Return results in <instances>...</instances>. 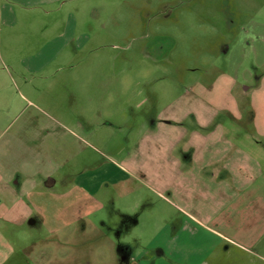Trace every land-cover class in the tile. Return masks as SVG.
Segmentation results:
<instances>
[{"label": "rangeland", "instance_id": "obj_1", "mask_svg": "<svg viewBox=\"0 0 264 264\" xmlns=\"http://www.w3.org/2000/svg\"><path fill=\"white\" fill-rule=\"evenodd\" d=\"M73 12L79 32L90 40L80 48L72 42L71 53L58 55L43 71L4 76L6 68L47 60L40 52L55 33L44 32L40 23L46 16H30L29 25L18 29L26 35L15 33L14 45H23L15 55L6 56L13 46L6 29L0 41V81L12 85L14 100L12 108L0 104V164L26 161L14 181H0V231L33 261L40 240L55 246L54 236L41 229L38 216L34 227L4 221L31 200L28 193L49 195L40 208L53 227L69 214L67 202L98 209L106 195L121 193L115 184L122 181L132 182L156 209H174L163 194L188 211L153 182L178 180L174 153L167 150L173 132L185 128L179 122L202 89H215V98L223 99L233 84H264V0H75ZM196 108L200 113V105ZM159 131L163 138H153ZM50 175L58 181L56 191L39 184ZM103 215L65 233L79 264H122L123 252L115 251L108 261ZM226 253L223 264H264L235 259L231 247Z\"/></svg>", "mask_w": 264, "mask_h": 264}, {"label": "crops", "instance_id": "obj_2", "mask_svg": "<svg viewBox=\"0 0 264 264\" xmlns=\"http://www.w3.org/2000/svg\"><path fill=\"white\" fill-rule=\"evenodd\" d=\"M74 2L0 0V41L2 29L7 31L8 46L13 41L6 56L15 55L19 52L16 48L23 47L14 45L15 33L25 37L26 34L19 30L29 25L25 22L30 16H46L40 23L45 25L44 32L55 33L40 52L46 61H39L37 66L6 68L9 72L5 71L4 76L12 77V72L21 73L25 69L43 71L58 55L65 51L71 53L67 47L72 42L80 48L90 40L89 34L79 32ZM53 14L56 16L49 18ZM234 89L239 90L237 97ZM263 91L261 82L255 86L237 83L223 91L226 97L216 99L215 89H202L194 104V107L200 105V113L193 107L182 121L177 120L185 123V128L175 129L179 132H173L172 147L169 144L167 150L174 153L172 161L177 174L174 178L179 181L153 182L169 192L176 203H183L188 211L173 200H167L163 194L160 197L174 209H156L148 196L132 186V182L122 181L115 184L119 185L121 193L115 197L106 195L98 209L91 204L86 207L81 201L73 207L67 202L69 214L61 215L60 222L57 220L53 227L44 218L49 217L48 213H43L40 208L42 200L49 195L30 198L31 193H28L31 200L26 199L23 207L8 212L4 221L14 228L34 227V217L38 216L41 229L54 236L56 245L41 239L39 260L33 261L22 248L13 247L11 240L8 241L0 231V264H79L69 252L65 233L73 232L86 220L93 225L91 219L100 217L101 213L104 214L101 223L105 228V249L111 255L108 261L116 251L124 253L122 264H223L231 247L236 250L235 259L264 262ZM250 93V97L243 98ZM11 95L12 85L0 81V104L12 108ZM160 132L153 133V138H163ZM25 162L19 163L20 167L12 163L0 164V181H5L6 185L14 181L18 167L21 171L26 169ZM46 177L39 184L49 191H56L58 181L53 175ZM33 188L37 190L38 186L33 185ZM55 196L59 200V194Z\"/></svg>", "mask_w": 264, "mask_h": 264}]
</instances>
